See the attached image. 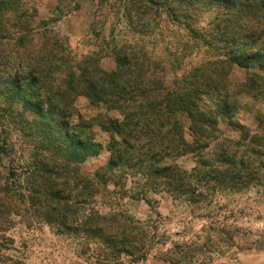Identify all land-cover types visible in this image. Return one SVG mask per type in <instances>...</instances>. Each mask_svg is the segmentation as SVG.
<instances>
[{
	"label": "trees",
	"instance_id": "16d2710c",
	"mask_svg": "<svg viewBox=\"0 0 264 264\" xmlns=\"http://www.w3.org/2000/svg\"><path fill=\"white\" fill-rule=\"evenodd\" d=\"M119 1L131 33H146L165 13L166 24L185 31L181 45L188 53L202 51V60L181 70L184 56L177 47L170 60H153L146 47L114 39L106 42V53L99 48L77 54L65 36L38 24L34 0H0V121L22 123L25 113H33L46 138L24 163L25 179L14 172L19 164L0 173V223H10L23 207L58 233L100 238L108 254L134 262L145 259L144 254L134 256L150 235L124 212L87 214L82 207L110 185L123 187V170L139 179L138 190L130 195L135 201L148 202L144 192L161 187L195 204L206 198L205 191L264 186V117L256 113L262 127L254 132L232 121L239 98L264 97V0ZM199 7L221 16L208 29H199L192 25ZM107 56L114 61L110 69L100 64ZM233 70L243 71L244 77L233 80ZM79 96L116 115L82 117L74 105ZM222 118L241 132L239 143L219 138ZM93 127L108 135V159L107 168L88 176L79 165L103 148ZM5 132L1 155L15 147L10 131ZM180 158L193 159L194 166L181 167ZM118 168L121 174L115 176ZM74 177L77 193L70 182ZM0 239L12 242L3 234ZM190 244L189 258H194L198 248ZM174 257L169 262L184 264Z\"/></svg>",
	"mask_w": 264,
	"mask_h": 264
},
{
	"label": "rangeland",
	"instance_id": "374dc122",
	"mask_svg": "<svg viewBox=\"0 0 264 264\" xmlns=\"http://www.w3.org/2000/svg\"><path fill=\"white\" fill-rule=\"evenodd\" d=\"M34 2L38 24L49 26L65 36L77 54L99 48H103L106 53V42L114 39L117 42L146 47L153 60H170L175 51L174 47H177L180 57L184 56L181 60V70L197 65L202 60V51L194 49L192 53H188L189 50L181 45L187 38L185 31L180 25L166 24L165 21H169V17L165 13H162L155 23H151L146 33L133 34L127 28L123 17V4L119 3V0H108V4L100 6L96 0ZM196 12V22L191 23L199 29H208L214 18L221 16L215 9L205 7H199ZM100 64L110 69L114 61L111 56H107L100 60ZM231 75L233 80L244 77L243 71L240 70H233ZM74 105L77 113L86 119L97 115H116V112L107 111L101 105H91L83 96L77 97ZM258 112L263 118L264 97L239 98V108L232 121L250 128L253 132L258 131L262 127L256 117ZM24 117V121L17 124L9 121L10 124L6 125V121H0V140L7 136L5 131L9 130L15 143L11 153L0 154V173H6L10 165L15 167L19 164L14 172L16 171L17 176L20 175V179H25L26 176L22 174L25 170L24 163L40 150L42 139H46L41 131L40 120L28 112ZM72 119L77 121L79 118L74 114ZM231 126L233 125L228 119L222 118L219 123V138L231 139L237 144L241 141V132ZM93 129L96 141H101L103 148L97 155L87 157L79 165L80 173L88 176L107 168L108 159V151L105 148L108 135L97 127ZM177 162L187 169L194 166V161L190 158H180ZM122 172L128 174L123 180V187L110 185L106 190H100L94 200L88 197L82 207L87 214L95 210L99 214L124 212L128 215L134 224L150 235L137 245V248H144L134 256L141 257V254H144V260L137 261L132 258L134 262H131L124 255L114 257L108 254L110 249L102 239L58 233L47 223L37 220L30 210L27 212V209L18 207V216L13 217L10 223H0V234L12 241L0 239V243L4 245L0 248V264H173L168 260L173 255L176 256L174 258L184 261V264H191L192 261L200 259L201 264H264V194L261 193L263 184H253L248 188L235 190L222 189L221 192L215 191L213 194L205 191L206 198L195 204L175 198L174 193L163 191L161 187L154 192L150 189L144 192L148 197V202H145L130 198V195L138 190V177L131 176V171L127 169ZM113 174L120 175L121 168ZM75 179L72 178L70 182H73V189L77 188V193L79 188L74 185ZM19 181L15 182V187ZM190 243L198 248V254L196 253L194 258H189L193 253Z\"/></svg>",
	"mask_w": 264,
	"mask_h": 264
}]
</instances>
